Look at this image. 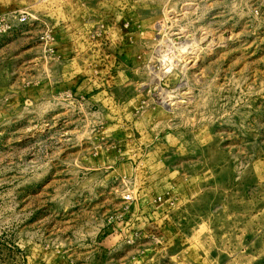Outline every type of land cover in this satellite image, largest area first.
Instances as JSON below:
<instances>
[{
    "label": "rangeland",
    "instance_id": "obj_1",
    "mask_svg": "<svg viewBox=\"0 0 264 264\" xmlns=\"http://www.w3.org/2000/svg\"><path fill=\"white\" fill-rule=\"evenodd\" d=\"M0 15V264H264V0Z\"/></svg>",
    "mask_w": 264,
    "mask_h": 264
},
{
    "label": "built area",
    "instance_id": "obj_2",
    "mask_svg": "<svg viewBox=\"0 0 264 264\" xmlns=\"http://www.w3.org/2000/svg\"><path fill=\"white\" fill-rule=\"evenodd\" d=\"M9 16L8 15H0V33L1 32H5L6 30L10 29L12 21L11 19L9 20ZM26 19V16L23 14H20L18 17V21L19 22H24Z\"/></svg>",
    "mask_w": 264,
    "mask_h": 264
},
{
    "label": "bare ground",
    "instance_id": "obj_3",
    "mask_svg": "<svg viewBox=\"0 0 264 264\" xmlns=\"http://www.w3.org/2000/svg\"><path fill=\"white\" fill-rule=\"evenodd\" d=\"M158 51H159V50H158ZM165 101H166L165 98H163L162 103L166 104ZM170 104H171V103H168V105H170ZM165 107H167V106H165Z\"/></svg>",
    "mask_w": 264,
    "mask_h": 264
}]
</instances>
